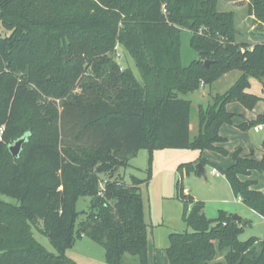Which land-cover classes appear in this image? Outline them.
<instances>
[{
  "label": "trees",
  "instance_id": "16d2710c",
  "mask_svg": "<svg viewBox=\"0 0 264 264\" xmlns=\"http://www.w3.org/2000/svg\"><path fill=\"white\" fill-rule=\"evenodd\" d=\"M219 2L0 0V264H77L65 252L82 237L102 246L109 264H149L145 180L128 183L119 175L140 150L152 156L191 148L230 156L229 168L214 167L264 218V193L253 188L256 181L243 179L254 171L264 175V143L256 160L227 152L219 134L234 116L228 104L251 108L258 102L247 90L252 76L264 85V42H240L239 16L219 10ZM248 2L254 23L264 24V0ZM185 30L199 57L188 67L180 52ZM118 45L134 60L141 81L115 60ZM236 71V82L199 109L191 140V101L178 95ZM42 97L59 100L60 111L50 103L42 115ZM259 124L264 114L246 126ZM22 137L27 140L15 158L9 146ZM178 188L191 232L170 235V264H264V240H240L242 219L222 213L211 220L204 203ZM79 197L91 199L80 222ZM36 219L58 255L34 238Z\"/></svg>",
  "mask_w": 264,
  "mask_h": 264
},
{
  "label": "rangeland",
  "instance_id": "374dc122",
  "mask_svg": "<svg viewBox=\"0 0 264 264\" xmlns=\"http://www.w3.org/2000/svg\"><path fill=\"white\" fill-rule=\"evenodd\" d=\"M227 1L232 0H220L219 10L231 11V5L228 6L229 2ZM242 1L239 4H245V8L242 10L245 13L244 17L248 18L247 1ZM240 16L242 17V15ZM253 24L254 22L250 18L243 22L238 20L240 42H248L251 45L255 42H264V24L257 23V28L252 29ZM191 38L192 34L189 31L185 30L181 33V61L185 67L199 58L198 53L191 47ZM117 48L115 60L123 68H130L137 80L141 81L140 72L128 51L120 45ZM66 58L69 59V56ZM86 73L87 71L84 72V74ZM227 75L211 85H202L201 82L199 89L194 93L178 95L179 98L191 101V140L198 134L199 109L206 108L212 98L224 94L236 82L240 73L236 71ZM249 82L250 86L247 92L257 97L258 102L251 108L241 102L228 104L227 110L234 116L232 122L222 125L219 134L225 140L223 147L227 152L240 151L242 156H252L256 160H261L262 146L260 143L264 142V131L255 133L252 127L248 128L246 125L256 121L260 115L264 114V85L262 80L255 76H252ZM50 103H53L54 107L60 111L59 100L42 97L38 100L42 115L47 116L46 109ZM49 120L52 119L49 118ZM14 143V141L11 142V145ZM200 159H207L210 162L204 166L206 176L198 172L197 165L199 163L196 164V162ZM190 165H193L194 168L188 169ZM214 165L227 169L233 165V160L230 156L211 150L202 152L191 148L165 149L155 151L152 156L148 150H140L131 159L129 166L120 169L121 179L128 183L131 182L132 177L145 180V183L141 185V193L144 201L145 221L149 225V264H170L167 253L169 234L191 232L182 219L184 206L178 198V184L180 188L188 190L184 191L187 199L194 198L196 201L204 203L209 219L216 220L222 213L238 215L244 226L240 235L241 241L247 242L254 238L264 240V218L245 206L234 195L229 182L222 173L219 172V175L213 173L216 169ZM156 175L158 176L156 177ZM252 175L256 180L257 189L264 193V175L256 171ZM1 198L14 202L7 197L1 196ZM90 201L89 197L78 198L76 208L79 213V222L85 218L84 211H87ZM32 232L37 242L45 249L55 255L59 254L44 233L40 220L36 219L33 222ZM65 255L77 264H109L106 261L105 249L88 237L77 239L73 246L66 250Z\"/></svg>",
  "mask_w": 264,
  "mask_h": 264
},
{
  "label": "crops",
  "instance_id": "0c3cea01",
  "mask_svg": "<svg viewBox=\"0 0 264 264\" xmlns=\"http://www.w3.org/2000/svg\"><path fill=\"white\" fill-rule=\"evenodd\" d=\"M244 1H247V6H248V0H244ZM227 2H229V4H228V6L229 5H231L230 7H231V11H234L238 16H239V20L241 21V22H243V21H245V20H247V19H252V21L254 20V17L253 16H251V15H249V13H248V10H247V15H248V18H245L244 17V15H245V13H243L244 11L242 10V9H244L245 8V4H239V3H241V2H243L242 0H232V1H227ZM248 9V8H247ZM240 15H242V17L240 16ZM244 17V18H243ZM254 22V21H253ZM256 26H257V23H254L253 24V26H252V29H255L256 28ZM131 59H132V57H131ZM132 61H133V59H132ZM135 66H136V64H135ZM137 67V66H136ZM226 76H228V75H226ZM226 76H224V77H226ZM261 133V132H260ZM264 142H262V143H260L261 144V146H262V144H263ZM261 152H262V149H261ZM206 161H207V164H209L210 162H209V160H207V159H205ZM206 164V165H207ZM216 166V165H215ZM215 168V167H214ZM162 171H164V170H162ZM220 172V171H219ZM255 172V171H254ZM120 174V173H119ZM252 174H253V172H252ZM251 174V176L250 177H246V178H243L244 180H254V181H256L255 179H253V175ZM158 175H156V177H157ZM122 177V176H121ZM225 178V177H224ZM105 179H107L106 177H105ZM255 190H258L257 189V187H256V185L253 187ZM185 191H188V190H186L185 189ZM259 191V190H258ZM190 194V193H189ZM191 195V194H190ZM192 196V195H191ZM193 197V196H192ZM195 200V199H194ZM196 201V200H195ZM241 201V200H240ZM242 202V201H241ZM261 217V216H260ZM241 220V219H240ZM185 224V223H184ZM169 236H170V234H169Z\"/></svg>",
  "mask_w": 264,
  "mask_h": 264
},
{
  "label": "water",
  "instance_id": "95a60500",
  "mask_svg": "<svg viewBox=\"0 0 264 264\" xmlns=\"http://www.w3.org/2000/svg\"><path fill=\"white\" fill-rule=\"evenodd\" d=\"M209 61H206V65H209ZM27 138L26 137H22L19 140H17L14 145L9 146V150L11 152V154L15 157L18 158L20 156V153L22 151L23 145L25 144ZM198 168V172L199 174H204L206 176V170L204 169V166L199 163L197 165ZM240 217L238 215L233 216V220L235 221H240Z\"/></svg>",
  "mask_w": 264,
  "mask_h": 264
},
{
  "label": "built area",
  "instance_id": "2783aa9c",
  "mask_svg": "<svg viewBox=\"0 0 264 264\" xmlns=\"http://www.w3.org/2000/svg\"><path fill=\"white\" fill-rule=\"evenodd\" d=\"M164 12L166 13L167 11L164 9ZM202 85H204V82H202ZM253 131L255 133H260V132L264 131V124H259L255 127H253ZM1 133H2V131L0 132V134ZM213 173L215 175H219V171L217 169H214ZM104 188H105V184L104 185L102 184V189L104 190Z\"/></svg>",
  "mask_w": 264,
  "mask_h": 264
}]
</instances>
